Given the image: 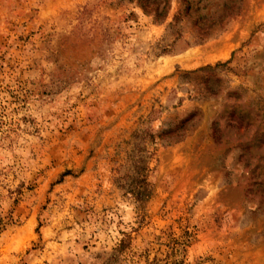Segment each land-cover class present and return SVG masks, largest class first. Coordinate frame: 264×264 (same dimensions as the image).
Here are the masks:
<instances>
[{
    "label": "rangeland",
    "instance_id": "obj_1",
    "mask_svg": "<svg viewBox=\"0 0 264 264\" xmlns=\"http://www.w3.org/2000/svg\"><path fill=\"white\" fill-rule=\"evenodd\" d=\"M0 264H264V0H0Z\"/></svg>",
    "mask_w": 264,
    "mask_h": 264
},
{
    "label": "trees",
    "instance_id": "obj_2",
    "mask_svg": "<svg viewBox=\"0 0 264 264\" xmlns=\"http://www.w3.org/2000/svg\"><path fill=\"white\" fill-rule=\"evenodd\" d=\"M153 11H154L155 15H159L160 14V12H157V7H154ZM130 192H134V189H130ZM142 194H143V192H141V191H139V192L136 193V195L138 196V198H141Z\"/></svg>",
    "mask_w": 264,
    "mask_h": 264
}]
</instances>
